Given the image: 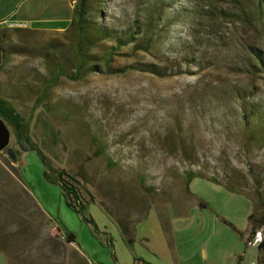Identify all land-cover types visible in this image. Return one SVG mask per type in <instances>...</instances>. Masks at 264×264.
I'll return each instance as SVG.
<instances>
[{"label":"rangeland","instance_id":"obj_1","mask_svg":"<svg viewBox=\"0 0 264 264\" xmlns=\"http://www.w3.org/2000/svg\"><path fill=\"white\" fill-rule=\"evenodd\" d=\"M227 1L90 0L88 18L113 38L89 51L100 71L80 78L71 71L74 11L58 16L67 31L3 26L8 46L25 44L34 55L8 56L0 95L29 121L32 140L56 167L86 176L95 199L87 213L96 223L66 205L38 155L22 152L11 129L0 152L7 264H163L153 252L164 236L182 264L254 263L253 203L224 185L264 191V66L249 49L264 57V30L254 0H241L243 12ZM151 32L152 50L134 53ZM132 35L134 42L114 48ZM50 59L69 75L45 100ZM190 173L197 177L188 185ZM258 231L264 239V227ZM69 232L75 243L65 239Z\"/></svg>","mask_w":264,"mask_h":264},{"label":"trees","instance_id":"obj_2","mask_svg":"<svg viewBox=\"0 0 264 264\" xmlns=\"http://www.w3.org/2000/svg\"><path fill=\"white\" fill-rule=\"evenodd\" d=\"M225 2H229L227 0H222ZM233 3L239 4L237 6L240 11L243 12L241 4L243 1L241 0H231ZM254 5L257 6L256 9L258 11V24L259 29L264 30V0H254ZM164 6V5H163ZM90 11V0H78L74 9V17H72L71 22L74 24L75 34L77 38V43L74 46L76 56L74 60L71 62L72 72L80 78L82 76L88 75L91 72L100 71V67L94 64H91L93 58L89 55V51L96 47L97 44L106 41L108 39L113 38V33L107 32V30L103 26H96V22L90 20L88 18ZM222 11H220L221 13ZM160 12L157 15V19L154 23V28L160 25ZM244 17V16H243ZM75 19V20H74ZM68 22V21H67ZM67 22H55L50 23L49 26H37V29H53V30H64L67 31L68 28L66 26ZM160 23V24H159ZM34 27V26H33ZM5 27L0 28V71L3 68L4 63L6 62L9 55H34L31 51L30 46L23 44L22 46L17 45H7L8 34L5 31ZM15 31L22 32L24 31L22 28H16ZM148 34L146 39L141 40L139 43H136L133 47V52L136 53L138 51L150 52L153 48V43L155 42L156 36L154 34ZM134 34H139L138 30L134 32ZM136 36L132 35L131 40L128 43L123 44L121 40H116V46L114 48H121L122 45H127L129 43L134 42ZM119 44V45H118ZM112 48L109 52V60L110 63L112 61L113 54L116 53ZM249 49L251 53L256 57L257 60L261 62V65L264 66V57L261 50L250 46ZM95 59V58H94ZM51 62V71L52 75L50 80L44 85L42 90V97L47 100L49 99L52 91L58 86L59 80L62 76L69 75L67 72V68L64 66L62 62H59L54 59H50ZM110 63H106V66H110ZM128 68L136 69L145 72L158 73L160 72L151 67H138L136 65H131ZM264 69V68H263ZM120 71V70H118ZM124 71V70H121ZM249 116L246 114L243 116V119L246 121L249 119ZM0 118H2L8 126L12 129L14 134V139L21 149L22 152L33 151L35 152L41 160V163L45 167L44 170V178L55 185H58L61 188V195L64 199L66 205L75 211L77 215L86 221L89 225H92L96 228V223L94 219L87 213V207L90 203L95 202L93 195L86 187V182L88 181L86 176L81 172L74 176L67 169L56 167L47 155L38 147V145L32 140L30 123L26 120V118L17 111V109L5 98L0 95ZM101 149V154L104 155ZM197 177L195 174L190 173V177L187 179V184L189 185L193 178ZM214 182L218 183L214 180ZM225 188L233 193L240 194L246 196L253 203V213L250 217V222L253 227V234L264 227V191L257 190L255 193H247L244 190H240L234 185L228 183L224 185ZM111 212V211H110ZM112 213V212H111ZM118 218V217H117ZM119 220V219H118ZM122 229L124 228L123 223ZM230 226L236 230V228L230 224ZM125 235L129 236L128 229L122 230ZM59 230H57V233ZM254 237V236H253ZM65 239L70 243H75L76 238L72 233L65 234ZM251 242V241H250ZM249 242V243H250ZM258 250L260 253L264 252V239L258 245ZM136 264H150L148 262H140L137 261ZM258 264H264V258L259 260Z\"/></svg>","mask_w":264,"mask_h":264},{"label":"crops","instance_id":"obj_3","mask_svg":"<svg viewBox=\"0 0 264 264\" xmlns=\"http://www.w3.org/2000/svg\"><path fill=\"white\" fill-rule=\"evenodd\" d=\"M77 1L78 0H0V22H19L25 24L26 26L32 24L31 27L37 30V26H49L50 23L59 22V15L62 17L60 20H64L63 14H65L68 10L73 12ZM48 16H55L57 20ZM141 239L146 240V242L150 240L148 237H141ZM162 244L163 245L161 247L155 249L156 253L153 252L154 255L157 256L163 264H182L180 259L175 256L174 250H172L168 245L165 236L163 237ZM250 246L256 248V253L254 255L255 261L252 264H258L259 260L264 258V252L260 253L258 246L256 245L250 244ZM245 254L246 250L242 255L239 254L238 256H235L239 263L242 262L244 259L243 255ZM0 256L3 258V260L1 259V262L3 264H7L1 251Z\"/></svg>","mask_w":264,"mask_h":264},{"label":"water","instance_id":"obj_4","mask_svg":"<svg viewBox=\"0 0 264 264\" xmlns=\"http://www.w3.org/2000/svg\"><path fill=\"white\" fill-rule=\"evenodd\" d=\"M11 134V128L2 118H0V152L9 147ZM7 154L11 158V160H15V154L13 152L8 151Z\"/></svg>","mask_w":264,"mask_h":264},{"label":"built area","instance_id":"obj_5","mask_svg":"<svg viewBox=\"0 0 264 264\" xmlns=\"http://www.w3.org/2000/svg\"><path fill=\"white\" fill-rule=\"evenodd\" d=\"M3 26L24 27L25 25L19 22H12V21L0 22V28H2ZM262 240H263L262 232L257 231L254 237L252 238L250 244L258 246L260 242H262Z\"/></svg>","mask_w":264,"mask_h":264}]
</instances>
